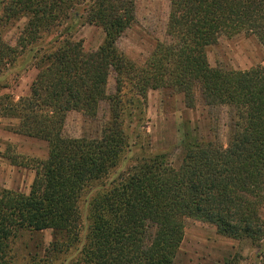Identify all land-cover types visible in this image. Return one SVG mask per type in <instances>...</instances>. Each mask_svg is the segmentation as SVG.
<instances>
[{
  "label": "trees",
  "instance_id": "1",
  "mask_svg": "<svg viewBox=\"0 0 264 264\" xmlns=\"http://www.w3.org/2000/svg\"><path fill=\"white\" fill-rule=\"evenodd\" d=\"M0 4L1 23L27 20V45L57 33L56 48L34 56L38 75L29 96L15 101L0 94V125L15 121V134L49 148L48 157L36 161L28 195L0 192V264H13L11 241L22 231L53 232L49 264L80 243V200L111 174L127 148L126 86L139 99L150 91H174L191 109L199 91L207 107L234 111L232 137L225 147L189 131L178 167L153 156L96 195L86 242L72 264H176L191 219L215 227L224 238L250 241L259 251L257 264H264V65L223 71L212 68L207 55L222 36L240 34L255 37L264 49V0H171L167 40L157 42L142 66L117 48L136 21V0ZM71 21L101 28L102 46L86 52L82 42L64 37ZM19 57L0 36V76ZM112 74L115 95L108 94ZM104 102L110 119L100 138L64 136L70 113L96 119Z\"/></svg>",
  "mask_w": 264,
  "mask_h": 264
},
{
  "label": "rangeland",
  "instance_id": "2",
  "mask_svg": "<svg viewBox=\"0 0 264 264\" xmlns=\"http://www.w3.org/2000/svg\"><path fill=\"white\" fill-rule=\"evenodd\" d=\"M1 1V0H0ZM171 0H136V21L118 40L117 48L133 64L142 66L150 57L157 42L167 40L166 32ZM2 5L0 4V13ZM27 20L0 22V36L20 57L0 76V94L15 101L30 94L38 75L34 56L38 50L51 52L56 48L57 33L43 37L36 45L25 41ZM67 27V25H66ZM64 37L80 41L86 52L97 51L105 41L104 31L83 22L68 23ZM212 68L223 71H246L264 65V49L255 37L240 34L222 36L217 45L208 49ZM36 62V63H35ZM116 93V74L108 83V94ZM124 130L127 148L118 166L99 183L89 187L80 200L81 235L75 248L56 255L52 264H72L84 247L90 224L93 198L113 182L127 176L135 167L153 156L162 155L178 167L184 157L186 133L216 141L227 147L232 137L235 114L230 107H207L199 91L194 108H188L183 95L171 90L150 91L139 99L130 86L123 92ZM110 119V107L104 102L96 119L80 113L67 117L64 136L67 138L97 139ZM17 122L3 120L0 125V192L9 190L28 195L35 180L36 161L48 157L46 142L15 134ZM13 160L21 165L14 166ZM264 220V205L262 208ZM53 242V232L33 234L20 232L11 241L13 264H49L46 251ZM258 249L250 241H235L217 234L215 227L196 220H188L184 240L176 257V264H257Z\"/></svg>",
  "mask_w": 264,
  "mask_h": 264
}]
</instances>
